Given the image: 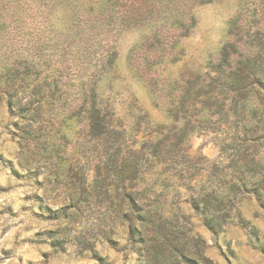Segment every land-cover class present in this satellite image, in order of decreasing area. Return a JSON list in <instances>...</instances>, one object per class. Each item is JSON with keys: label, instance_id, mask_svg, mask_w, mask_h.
Here are the masks:
<instances>
[{"label": "trees", "instance_id": "obj_1", "mask_svg": "<svg viewBox=\"0 0 264 264\" xmlns=\"http://www.w3.org/2000/svg\"><path fill=\"white\" fill-rule=\"evenodd\" d=\"M191 1L151 0L164 6L153 19V10L119 13L116 0H0V29L14 23L13 39L20 46L32 4L71 10L66 43L57 38L55 46L63 48L65 59L78 55L77 67L56 66L39 44L34 51L12 50L0 60V99L35 136L34 153L50 163L51 178L66 193L56 213L67 221L66 235L74 233L71 227L77 223L83 226L74 234L79 243L93 230L112 242L121 228L145 264L208 259L202 236L188 225V209L217 234L234 221L255 233L241 201L255 197L264 207V25L247 30L246 37L231 31L233 37L208 63L207 73L171 84L172 120L146 121L141 143L136 135L129 137L127 127L98 98L97 80L118 53L114 43L100 40L114 31L117 18H149L159 28L187 36L196 24ZM156 37L160 43V34ZM74 117L83 122L86 142L61 163L55 157L67 151L54 141L53 128L57 120ZM145 118L140 115L137 130L130 132L137 134ZM208 129L223 134L220 150L226 160L192 154L190 137Z\"/></svg>", "mask_w": 264, "mask_h": 264}, {"label": "rangeland", "instance_id": "obj_2", "mask_svg": "<svg viewBox=\"0 0 264 264\" xmlns=\"http://www.w3.org/2000/svg\"><path fill=\"white\" fill-rule=\"evenodd\" d=\"M116 1L119 13L153 10V19L164 8L151 0ZM190 4L196 24L187 36L180 37V30L175 28H159L149 18L136 21L119 16L114 31L100 40L114 43L118 53L115 64L97 80L98 98L127 127L129 137L136 135L139 143L146 135V121L172 120L168 111L171 84H183L184 78H191L196 72L207 73L208 63L218 57L225 41L233 37L231 31L246 37L247 30L264 25V0H192ZM32 5L27 24H23L26 34L19 40L23 46L13 39L14 23L0 29V60L12 50L34 51L39 44L45 56L56 60V66L67 63L71 69L77 67L78 55L65 59L63 48L55 46L57 38L66 43L64 36L71 10ZM158 34L160 43L156 41ZM142 114L146 117L142 128L137 134L130 132L137 130ZM23 126L16 111H11L5 99H0V264H145L137 251L127 245L121 228L112 242L93 230L79 243L74 234H79L83 226L77 223L71 227L74 233L66 235V219L56 218L57 210L64 206L66 193L51 178L50 163L34 153L36 138ZM222 137L223 134L209 129L195 131L190 137L192 154L226 160L220 150ZM53 139L67 151L55 159L61 163L69 161L68 155L86 142L81 118L57 120ZM89 155L93 158L92 152ZM241 210L250 225L257 227L255 233L234 221L216 234L199 214L188 209V225L202 236L200 246L208 258L203 261L194 257L196 263L264 264V207L257 198L246 197L241 201ZM191 246L195 251L197 247Z\"/></svg>", "mask_w": 264, "mask_h": 264}]
</instances>
